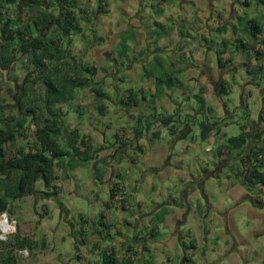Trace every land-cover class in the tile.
I'll list each match as a JSON object with an SVG mask.
<instances>
[{
	"label": "crops",
	"instance_id": "1",
	"mask_svg": "<svg viewBox=\"0 0 264 264\" xmlns=\"http://www.w3.org/2000/svg\"><path fill=\"white\" fill-rule=\"evenodd\" d=\"M0 4L10 18L24 8ZM78 7L90 24L81 22L70 49L82 39V55L98 51L96 63L76 58L96 67L102 95L88 86L55 107L66 169L52 161L48 185L38 172L32 194L8 203L14 230L0 240L17 232L33 242L15 264H264V185H248L242 165L264 149V0ZM126 33L133 38L119 58L112 52ZM156 54L164 70H180L182 86L154 100ZM23 76L16 68L8 80L0 68V105L18 104ZM33 130L13 153L34 144ZM58 174L62 182H52Z\"/></svg>",
	"mask_w": 264,
	"mask_h": 264
},
{
	"label": "trees",
	"instance_id": "2",
	"mask_svg": "<svg viewBox=\"0 0 264 264\" xmlns=\"http://www.w3.org/2000/svg\"><path fill=\"white\" fill-rule=\"evenodd\" d=\"M23 1L24 8L19 5L12 18L1 12L4 8L0 4V68L6 72L8 80L12 79L16 68L24 74L23 81L16 87L18 104L0 105V215L10 201L32 194L38 172L49 184L52 161L56 160V166L62 171L66 169L69 151L57 143L61 129L55 107L72 102L77 91L88 86L96 97L102 95L101 87L93 83L96 67L80 63L70 49V36L81 32V22L86 16L79 10L78 0ZM23 12L28 14L26 20L22 19ZM248 27L250 33L260 31L255 21H250ZM132 34L121 36V44L113 55L116 52L119 58L126 56L129 50L126 41L133 38ZM162 60V56L156 54L151 71L152 76L156 75L154 100L161 98L166 90L182 86L178 78L180 70L167 72ZM171 120L172 117L162 119V123L168 124ZM29 125L34 128V144L27 151L21 148L13 153L17 140L27 138ZM263 151L252 152L242 161L245 181L250 186L264 185V174L259 171L264 165L260 155ZM73 153L80 158L76 147ZM68 167L75 166L69 164ZM7 227L11 225H3L4 232L9 230ZM32 245L33 242L21 238L17 232L0 240V264H15L17 251L31 250ZM104 264L120 263L108 257Z\"/></svg>",
	"mask_w": 264,
	"mask_h": 264
},
{
	"label": "rangeland",
	"instance_id": "3",
	"mask_svg": "<svg viewBox=\"0 0 264 264\" xmlns=\"http://www.w3.org/2000/svg\"><path fill=\"white\" fill-rule=\"evenodd\" d=\"M93 17V16H92ZM91 19V18H90ZM94 22H98V20L96 19V17H94ZM91 21V20H90ZM261 21H263L264 22V19H261ZM83 23L84 22H86L87 24H90L89 22H87L86 21V16H85V20H83L82 21ZM100 22V21H99ZM85 30H87L86 28H84V31ZM85 32H87V31H85ZM77 36V34L76 35H74V36H72V39H75V37ZM77 43V48L75 49V51H73L74 52V56L75 57H78L79 59H90L91 61V63H96L97 61H98V57H99V53H98V51L97 50H91L92 52H91V54L90 55H87V53H88V51H86V53L84 54V55H82V48H79L80 47V44H83V42H82V39H78V41L76 42ZM87 61V60H86ZM153 67V66H152ZM98 85V84H97ZM99 86V85H98ZM100 87V86H99ZM237 116L238 117H240V116H242L241 114H237ZM58 178L56 179V177L52 180V182L54 181V182H57V183H61L62 182V180L64 179L63 178V176H59V174H58V176H57ZM56 179V180H55ZM30 199H33V198H30ZM73 200V199H72ZM30 201V200H29ZM32 201V200H31ZM67 201H69V199H67ZM85 203H87V202H84V204ZM88 204V203H87ZM1 216H2V214L0 215V227H3V225H4V221H3V219H1ZM9 220V219H8ZM10 221V220H9ZM11 227H12V230H14V227H13V225H11ZM4 231V230H3ZM7 232H9V231H6V232H4V233H2L1 231H0V235L2 236V235H5Z\"/></svg>",
	"mask_w": 264,
	"mask_h": 264
},
{
	"label": "built area",
	"instance_id": "4",
	"mask_svg": "<svg viewBox=\"0 0 264 264\" xmlns=\"http://www.w3.org/2000/svg\"><path fill=\"white\" fill-rule=\"evenodd\" d=\"M71 37H72V35L70 36V38ZM1 219H3L4 223H6L7 225H11V223L9 222L8 217H7V215L5 213L2 214ZM0 238H2L1 235H0Z\"/></svg>",
	"mask_w": 264,
	"mask_h": 264
},
{
	"label": "water",
	"instance_id": "5",
	"mask_svg": "<svg viewBox=\"0 0 264 264\" xmlns=\"http://www.w3.org/2000/svg\"><path fill=\"white\" fill-rule=\"evenodd\" d=\"M5 225H7L6 223H4ZM0 230L4 233V231H3V228L2 227H0Z\"/></svg>",
	"mask_w": 264,
	"mask_h": 264
}]
</instances>
